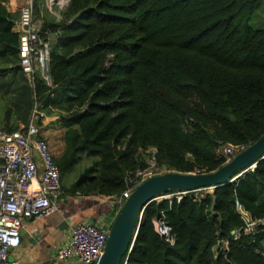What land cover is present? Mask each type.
Masks as SVG:
<instances>
[{
	"label": "trees",
	"instance_id": "16d2710c",
	"mask_svg": "<svg viewBox=\"0 0 264 264\" xmlns=\"http://www.w3.org/2000/svg\"><path fill=\"white\" fill-rule=\"evenodd\" d=\"M259 1L69 0L57 19L37 0L47 83L23 73L19 15L0 0V131L25 133L34 111L40 128L56 118L52 160L71 195L119 197L153 149L167 173L216 171L228 162L219 149L264 133V30L248 25ZM80 154L95 161L66 186ZM239 207L264 222V160L209 194L152 202L120 264H264V226L248 232ZM159 218L174 244L155 231Z\"/></svg>",
	"mask_w": 264,
	"mask_h": 264
},
{
	"label": "built area",
	"instance_id": "2783aa9c",
	"mask_svg": "<svg viewBox=\"0 0 264 264\" xmlns=\"http://www.w3.org/2000/svg\"><path fill=\"white\" fill-rule=\"evenodd\" d=\"M7 1L5 6L8 11L19 15L14 30L18 34V55L23 73L32 82L39 69L42 77L50 83L49 45L40 37V24L34 18L36 0H14V5L11 0ZM46 4L60 11L67 5L66 3L61 6V0H47ZM54 16L60 19L59 13H54ZM38 117L34 111L25 133H22L25 130L23 127L12 134L0 131V264H20L13 252L21 244L22 221L49 217L57 210V203L63 194L60 174L53 163L43 132V128L50 125L45 123L47 118L40 115L43 117L42 128L38 127ZM245 149L242 146H230L223 148L222 153L229 161V157L233 158ZM149 152L152 158L147 161V167L126 175L127 189L113 199L117 209L141 183L165 173L155 163L153 156L156 151L153 149ZM182 195L184 193L176 192L161 198L168 201L172 198L180 200ZM238 210L248 232L258 225L264 226V222H254L242 208L239 207ZM153 223L155 231L170 245L174 244L165 220L159 218ZM109 229L110 225L97 223H81L71 227L67 241L56 248L55 258L59 261H72L73 264H96L102 254ZM10 257L13 260H9Z\"/></svg>",
	"mask_w": 264,
	"mask_h": 264
},
{
	"label": "water",
	"instance_id": "95a60500",
	"mask_svg": "<svg viewBox=\"0 0 264 264\" xmlns=\"http://www.w3.org/2000/svg\"><path fill=\"white\" fill-rule=\"evenodd\" d=\"M68 2L69 0L67 5ZM19 5L23 6L22 3ZM262 160L264 133L253 145L236 154L212 173L166 172L147 179L130 194L116 212L102 254L96 264H120L125 255L129 256L144 210L152 202L169 192L184 194L209 190L212 192L218 187L238 181L241 175L248 173ZM9 260L13 258L10 257Z\"/></svg>",
	"mask_w": 264,
	"mask_h": 264
},
{
	"label": "crops",
	"instance_id": "0c3cea01",
	"mask_svg": "<svg viewBox=\"0 0 264 264\" xmlns=\"http://www.w3.org/2000/svg\"><path fill=\"white\" fill-rule=\"evenodd\" d=\"M51 13L54 15L59 12ZM55 125L61 128L57 121ZM114 213L112 199L64 192L52 215L40 220L22 221L21 244L13 256L20 264H73L72 261H59L55 258L56 248L67 241L71 227L81 223L111 225Z\"/></svg>",
	"mask_w": 264,
	"mask_h": 264
},
{
	"label": "rangeland",
	"instance_id": "374dc122",
	"mask_svg": "<svg viewBox=\"0 0 264 264\" xmlns=\"http://www.w3.org/2000/svg\"><path fill=\"white\" fill-rule=\"evenodd\" d=\"M2 1H3L4 5H6L7 2H8L7 0H2ZM46 1L47 0H38V3L42 7L41 10H43L44 12L50 13V14H51L52 11H55V12H59L60 11V9H58V8H56V9L50 8L46 4ZM248 25L251 28L255 29V30H264V0H260L257 3L255 12L252 15V17L250 18V20L248 21ZM38 72L41 73V71L39 69H38ZM56 121L57 120L51 121L50 119H47V121L45 123L48 122L50 127L43 128L44 131L42 130L44 132V137L49 142L48 146H49V149H50V152H51L52 156H57L58 154H60L61 149H63V145H62V142H61V133H60V129L58 128V126L55 125ZM228 147L229 146H227V148ZM217 153L225 156L222 153L221 149H219V151ZM151 156H152V154L147 156L145 158L146 161H149ZM225 157H227V156H225ZM94 161H95V158L86 157L85 154H80L79 155V161L75 164V166L72 169V171L70 172V174H68L66 176V178L64 179V184L66 186H69L70 184L76 182V180L78 179V177H79L80 173L82 172V170L85 167L91 165ZM206 193H211V190L207 191ZM161 200H164V199H162V198L160 199L159 198L157 201H161Z\"/></svg>",
	"mask_w": 264,
	"mask_h": 264
},
{
	"label": "bare ground",
	"instance_id": "6f19581e",
	"mask_svg": "<svg viewBox=\"0 0 264 264\" xmlns=\"http://www.w3.org/2000/svg\"><path fill=\"white\" fill-rule=\"evenodd\" d=\"M67 3V0H61V6H64ZM14 5V3H12Z\"/></svg>",
	"mask_w": 264,
	"mask_h": 264
}]
</instances>
